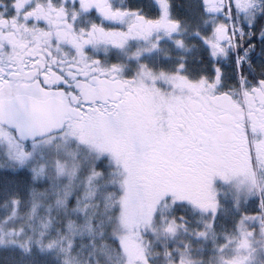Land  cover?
Wrapping results in <instances>:
<instances>
[{"label": "snow or ice", "instance_id": "1", "mask_svg": "<svg viewBox=\"0 0 264 264\" xmlns=\"http://www.w3.org/2000/svg\"><path fill=\"white\" fill-rule=\"evenodd\" d=\"M0 264H264V0H0Z\"/></svg>", "mask_w": 264, "mask_h": 264}]
</instances>
